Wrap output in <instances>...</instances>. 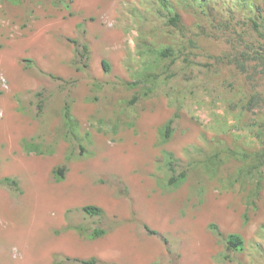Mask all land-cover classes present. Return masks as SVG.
Instances as JSON below:
<instances>
[{
	"label": "rangeland",
	"instance_id": "1",
	"mask_svg": "<svg viewBox=\"0 0 264 264\" xmlns=\"http://www.w3.org/2000/svg\"><path fill=\"white\" fill-rule=\"evenodd\" d=\"M250 19L263 0H0V264H264ZM231 232L244 244L227 252Z\"/></svg>",
	"mask_w": 264,
	"mask_h": 264
},
{
	"label": "trees",
	"instance_id": "2",
	"mask_svg": "<svg viewBox=\"0 0 264 264\" xmlns=\"http://www.w3.org/2000/svg\"><path fill=\"white\" fill-rule=\"evenodd\" d=\"M264 2V0H263ZM251 22V27L252 29L256 32V34L260 37V55H259V60L261 62V68L264 70V25L262 24V22H258L255 19H250ZM167 23L171 26H173L174 28H176L177 30L183 32V30L185 29V25L182 23L181 18L178 14H172L171 16L168 17ZM191 43H193L194 41H190ZM82 48L84 50H86V45H82ZM160 54L162 56H166L170 54V50L169 49H164L159 51ZM246 57V58H243ZM248 58V55H246L245 53L241 54V59H239L240 62H242L243 60H246ZM237 61V60H236ZM239 62V63H240ZM101 64L103 66L104 69H108L109 68V64L106 60H102ZM56 79H59V77H54ZM43 92L42 91H38L36 92L35 96L37 97V105H38V109L41 110L43 107V103H44V98L43 96ZM254 102V101H253ZM256 102V101H255ZM63 117L66 120H69L71 118L70 113H69V109L68 106L65 105L64 106V110H63ZM173 131V127H172V119H169L163 126L162 129V139L163 141H167ZM27 146V145H26ZM83 148V147H81ZM166 166L168 167V170L171 172V174L169 175L168 179H167V184L171 185L173 187H177L184 179H185V172L183 170L176 172V163L174 160V156L171 152H167L166 153ZM65 172H66V166L65 165H58L55 166L53 168V174L55 176V178L57 180H61L64 178L65 176ZM10 179L8 177L5 178V181H9ZM13 184H15V181L12 180L11 181ZM82 210L84 212H86L87 214L90 215H97V216H101L103 214L102 209L97 206V205H93V204H85L82 206ZM150 232L155 233V231L151 230ZM105 233V228H95L90 234L89 236L91 238H95L98 236H101ZM243 244H244V239L243 237L239 234V233H235V232H231L228 233L225 237V248L227 252L233 251V250H238V249H242L243 248ZM83 264H95L96 260L91 259V260H83L81 261ZM59 264V263H58ZM156 264V263H154Z\"/></svg>",
	"mask_w": 264,
	"mask_h": 264
}]
</instances>
